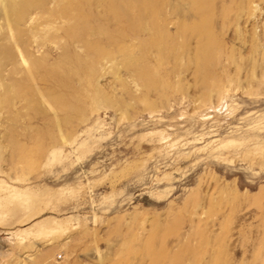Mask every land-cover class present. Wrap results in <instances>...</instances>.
Instances as JSON below:
<instances>
[{"label": "rangeland", "instance_id": "rangeland-1", "mask_svg": "<svg viewBox=\"0 0 264 264\" xmlns=\"http://www.w3.org/2000/svg\"><path fill=\"white\" fill-rule=\"evenodd\" d=\"M89 1L0 64V264H264V0Z\"/></svg>", "mask_w": 264, "mask_h": 264}, {"label": "bare ground", "instance_id": "bare-ground-1", "mask_svg": "<svg viewBox=\"0 0 264 264\" xmlns=\"http://www.w3.org/2000/svg\"><path fill=\"white\" fill-rule=\"evenodd\" d=\"M94 5V2L89 0H1V20L8 27V32L5 37L13 41V44L0 47V64L2 67L11 65L14 70H19L23 64H28L29 66L31 63L32 66H29L31 67L30 69L35 68L39 64L38 61L33 59V61L30 62L28 56L23 58V60L20 59L18 53L21 52L18 49V44L21 43L20 40L22 41V39H19L20 36L16 35V28L28 23L38 27H46L58 23L60 25L72 24L68 28L70 31L69 33L67 32V35L73 38L79 35L76 30L80 25L88 21L92 23V21H96L100 17L97 18ZM109 8L110 10L111 8L117 10L125 17L131 10L133 11L135 7L133 0H112L109 4ZM117 18L119 19L120 17ZM102 21L104 20L100 22L103 23ZM62 68L63 67L58 69V71L62 72ZM32 76L30 75V77Z\"/></svg>", "mask_w": 264, "mask_h": 264}]
</instances>
